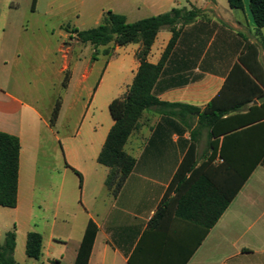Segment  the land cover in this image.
Masks as SVG:
<instances>
[{
	"label": "crops",
	"instance_id": "crops-1",
	"mask_svg": "<svg viewBox=\"0 0 264 264\" xmlns=\"http://www.w3.org/2000/svg\"><path fill=\"white\" fill-rule=\"evenodd\" d=\"M5 1L0 0V11L9 17L18 13L21 5ZM146 1L155 8L154 16L173 9L201 11L199 17L184 27L156 86L158 99L168 106L144 113L125 146V152L136 160L135 168L112 191L106 186L110 171L98 163V157L114 120L111 114L93 116L96 124L86 141L71 153L66 151V173H71L66 175L69 196L64 204L57 202L48 221L47 239L40 233L42 257L37 261L75 264L87 226L93 221L98 235L89 264H264V159L207 234L203 227L177 216L174 199H178L179 193L177 186L172 189L181 165L189 159L196 163L195 175L208 178L215 189H223L225 194L227 189L232 192V172L224 167L221 145L216 152L211 147L213 141L221 143L223 137L219 141L211 137V129L199 122L200 113L172 105L191 106L202 112L214 100L224 110L252 98L241 87L242 70L247 74L249 71L240 58L247 41L258 44L248 0H243L242 10L231 9L228 0ZM40 3L41 0H36L34 5L32 0L33 13L38 12ZM53 8L54 2L49 3L48 12ZM69 14L80 19V8ZM172 38L167 28L158 33L148 57L151 64L160 62ZM139 49L140 44L112 47V57L106 61L93 97L105 91L109 106L127 94L140 66ZM258 62L253 68L264 81L261 48ZM126 63L129 67L124 72ZM72 81L73 77L68 88ZM252 105L260 106L261 102L254 99L248 108ZM245 110L240 114L247 113ZM40 117L33 103L0 87V132L17 136L21 142L18 205L13 209L0 207V235L13 229L18 232L14 257L19 264L17 256L22 258L24 246L26 254L27 236L36 232L33 228L37 226L34 206L24 192L26 171L34 172L36 146V135L26 129V121ZM194 143L196 150L192 157ZM189 178L187 174L186 179ZM164 203L169 207L155 219Z\"/></svg>",
	"mask_w": 264,
	"mask_h": 264
},
{
	"label": "trees",
	"instance_id": "trees-1",
	"mask_svg": "<svg viewBox=\"0 0 264 264\" xmlns=\"http://www.w3.org/2000/svg\"><path fill=\"white\" fill-rule=\"evenodd\" d=\"M35 3L36 0H34V5ZM228 3L231 9H244L243 0H228ZM249 6L256 27L255 34L258 44L247 41L240 62L249 71L247 74L242 70V92L252 98L239 104H233L224 110L219 109L218 101L214 100L202 112L191 106L172 105L200 113L199 122L201 126L211 129V137L218 141L223 137L221 143L213 141L211 147L216 152L221 145L220 153L224 167L232 172L231 194L228 189L226 194L223 189L218 187L215 189L214 184L208 178H199V175H195L196 163L189 162V159L181 165L174 178L172 189L177 186L179 193L178 199H174L177 216L203 227L205 234L215 226L248 177L264 159V90H262L264 81L259 78L253 68V64L259 65V49L264 50V0H249ZM200 13L198 9L190 11L173 9L169 13L130 23L125 15L108 11L103 14L102 21L97 27L88 30L73 28L68 32L71 37L75 35V39L80 43L90 44L96 49L108 47L111 44L113 47L140 44L137 53L140 66L132 85L124 97L113 100L109 105L114 125L98 157V163L110 171L106 180L109 190L112 191L118 187L135 168L136 160L125 152V146L133 131L137 129L144 113L150 109H161L168 106L158 99L156 86L184 27L199 17ZM164 28L172 32L173 38L160 62L154 65L148 61V57L158 33ZM104 55H111V52L105 50ZM69 81L68 73H66L63 81L64 89L68 88ZM256 81L261 84L262 88ZM254 99L260 101L261 105H252L248 108ZM61 108L62 98L59 97L50 120L52 127L59 118ZM245 109L247 113L240 114L246 111ZM195 150L194 143L190 156H194ZM20 151L21 142L17 136L0 132V207L3 208L13 209L18 205ZM187 174H190L189 179H186ZM228 181L229 178H227ZM213 200H215L214 206L212 205ZM167 207L169 206L164 203L159 208L155 219L161 216ZM97 235L98 227L90 221L75 264H89ZM16 238L15 229L5 235L4 243L0 244V264H19L14 257L17 246ZM42 246V235L38 232H30L27 236L26 255L30 259L39 260L42 257ZM50 264H55V262Z\"/></svg>",
	"mask_w": 264,
	"mask_h": 264
},
{
	"label": "rangeland",
	"instance_id": "rangeland-1",
	"mask_svg": "<svg viewBox=\"0 0 264 264\" xmlns=\"http://www.w3.org/2000/svg\"><path fill=\"white\" fill-rule=\"evenodd\" d=\"M10 2L21 7L10 17L0 11V87L33 103L41 115L26 121V129L36 135V146L34 172L26 171L24 192L34 206L33 219L37 226L33 231L47 239L48 221L57 202L64 204L69 196L67 176L71 173H66V151L71 153L86 141L96 124L94 115L110 116L107 94L101 91L93 97V89L106 61L112 57L113 45L96 49L80 43L68 32L73 28L97 27L103 13L108 11L127 16L130 23L153 17L157 12L146 0H41L37 13L31 10L32 0L4 3ZM53 2L54 8L48 12V4ZM76 7L80 8V19L69 14ZM105 50L111 55L105 56ZM125 66L124 72L129 67L127 63ZM87 72L89 76L84 80ZM4 73L7 77L1 80ZM66 73L69 84L72 77L73 81L64 89ZM59 97L62 108L52 127L50 120ZM79 190L77 185V194ZM4 241L5 234H1L0 244ZM46 250L43 249L44 255ZM17 258L21 264H41L44 260L29 259L25 246L22 258L19 254Z\"/></svg>",
	"mask_w": 264,
	"mask_h": 264
}]
</instances>
